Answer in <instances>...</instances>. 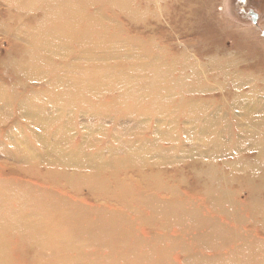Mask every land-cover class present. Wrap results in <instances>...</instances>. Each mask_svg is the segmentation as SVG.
<instances>
[{
    "label": "bare ground",
    "instance_id": "obj_1",
    "mask_svg": "<svg viewBox=\"0 0 264 264\" xmlns=\"http://www.w3.org/2000/svg\"><path fill=\"white\" fill-rule=\"evenodd\" d=\"M0 1L16 10L6 19L15 20L14 27L0 23V31H13L24 45L20 58L8 63L15 87L35 80L45 87L30 91L19 104L21 122L12 121L11 113L21 95L12 82L0 83V125L12 121L0 133V153L12 154L8 156L21 161L16 162L24 170L29 166L42 171L34 173L38 185L0 177V264H264V239L239 226L243 209L248 221L256 222L244 225L264 230V83L255 88L258 76L248 71L239 54L215 49L200 61L183 58L182 52L174 56L155 36L141 42L102 11L105 6L119 10L131 24L142 21L152 29L157 11L167 14L168 5L176 12L173 0H163V7L161 0H145L147 7L138 0ZM155 2L158 6L148 9ZM149 18L152 22H146ZM31 19L34 24H29ZM248 52L245 58H252ZM224 86L230 90L221 91L217 101L201 96ZM55 89L54 96L50 91ZM106 95L119 101L101 104ZM119 108L130 109L120 122L127 124L122 134H109L105 121ZM68 112L86 114L83 123L94 121L98 134L95 129L93 133L109 134L112 141L103 145L95 138L94 144L100 141L101 146L85 152L87 136L73 144L75 126ZM242 116L245 121L237 118ZM128 123L149 134L130 133ZM27 133L35 134L39 151ZM183 136L200 143L181 148ZM243 143L256 154L225 164L227 175L203 161L220 149L241 153ZM182 164L219 216L190 205L172 184L168 168H184ZM127 171L135 172L147 188L127 182ZM189 182V177L178 178L185 187H191ZM234 183L250 193L244 207L230 194ZM60 186L73 195L86 188L104 203H123L115 209L86 205L59 193ZM146 228L155 231L144 232ZM221 248L228 252L219 257Z\"/></svg>",
    "mask_w": 264,
    "mask_h": 264
},
{
    "label": "rangeland",
    "instance_id": "obj_2",
    "mask_svg": "<svg viewBox=\"0 0 264 264\" xmlns=\"http://www.w3.org/2000/svg\"><path fill=\"white\" fill-rule=\"evenodd\" d=\"M137 2L141 7H147L145 0L144 2H141V0H138ZM173 2L174 7L177 8L176 12L175 10L171 11V9L167 5L165 9L167 14H162V12L160 13V11H157V15L155 16V18H152L155 21L152 22L151 18L146 21L152 22V24H150L152 26V29L143 26L144 23L142 21H139L137 25L131 24V22L126 20V15H122L119 10L108 9V7L105 6V8H102V11L105 13L104 16L107 19L113 18L114 23L120 24L123 31L125 30L128 34L136 35V37H138V40H140L141 42L142 40H146L148 36H155L160 43H166L167 50L171 55H179L180 52H182L183 58L187 57L190 61L191 59H194L196 61L204 60L203 58H207L213 53L215 49L220 52L226 53L233 51L239 54L238 57H241L240 60L243 59L244 65H249L250 69H248V71H250L253 76L255 74L258 76L257 79H253L255 88L258 85H261V83H264V0H173ZM156 5V2L153 3V5L151 3L148 5V9L152 10L154 6L156 7ZM159 6L163 7V0L160 1ZM13 8L14 6L6 5V3L0 1V23H3L5 28H13V25L16 24L15 20H13L12 18H10L9 22L6 21L7 17L10 14L14 17L16 10H14ZM92 8L93 7H91L90 10ZM38 15H36V19H38ZM170 15L173 18H170ZM28 21H32L29 22V24H34L35 22L34 19ZM6 23H8L7 27ZM183 24H185V26ZM22 46H24L23 42L21 40H18V38L14 36L13 31H10V33L2 32V30L0 31V83L12 82L13 84L11 86L15 87L17 85V80L13 72L9 69L8 63L13 59L20 58ZM248 51H252V58H245V55L249 54ZM93 75L94 77H97L96 73H93ZM205 76L210 78L209 74H205L204 77ZM35 81H31L30 85H25V82L19 83V85H21L22 87L14 88L18 95L20 94L21 96L17 98V106H11V113L14 114L12 115V121L17 120L22 122V119H20V116L16 113L19 112V104L22 103L23 99H26L25 96L27 93H29L30 91H32L31 93H33L39 90L45 91L43 83L39 84V82ZM214 90L215 91L212 90L207 92L205 91V93L203 92V94L201 95L202 98H214L217 101L220 97L219 95L221 94V91L227 93L230 88L227 89L224 86L223 89L218 88ZM56 91L57 89H55L54 91L51 90L50 92L55 96L57 95ZM113 95L118 96V93L115 92ZM188 96L189 94L186 93H184L183 95V97ZM261 96L262 97H260V99H264V95ZM118 101L119 100H117L115 97L106 95L104 99L100 101V103L108 104ZM66 105L69 104L62 103V106ZM36 109H39V106H37ZM70 109L72 108L70 107ZM129 110L130 109L128 108L126 111H124L122 108L117 109V111L115 109H112V113L110 112L108 115L109 120L105 121V126L107 128L106 130L109 132V134L111 131H113L111 134H122L120 131L124 126H126L127 123L121 124L120 122H122V119L125 118L126 115H128L127 113L129 112ZM74 112L79 113L80 111L77 110ZM75 113H67L68 117L74 121L73 125L75 126L73 131L76 135L74 136L73 134L74 137L71 138L73 144L82 142V139L86 135L87 138L85 139H87V141L89 142V147L85 149V152L94 153L96 149L93 146L100 147L102 144L100 141L94 144L95 138H99L100 140H102L103 145H105L108 141H112V137H110L109 134L103 133L99 136L96 135L98 134V129H96L97 126L94 121L89 120L86 122L85 120V122L83 123L84 117L87 116L86 114H78V116H76ZM237 118H239V121L241 120V118L242 121H245L243 119V116ZM10 121L7 120L2 125H0V133L1 131L4 132L5 129L8 128L10 124H12V121ZM197 124L200 125V123ZM127 126L130 129V133H139L143 135L149 134L145 131H142L141 129L143 127L141 126L139 128L138 124L137 126H134L132 125V123H128ZM240 127H242L243 129H249L244 124ZM240 127H237V129H241ZM93 129L97 130L96 134L93 133ZM27 134V138L33 144L34 149L38 150V145L40 146V144L35 138V134ZM225 135L226 132L224 131V137ZM184 137L185 136L181 137V143H184L181 148L187 147L192 142L200 143L199 140L196 141L189 136H186L185 138ZM201 137L203 136L201 134H198L197 138ZM162 143H165L164 146L169 145L166 142ZM243 147L244 150H242L241 153H232L231 151L220 149V151L214 154L213 157L206 158L203 161H207L210 162V164H213L220 175H227L225 173H228L229 168L225 167V164L227 166L230 162H241L244 161V159L241 158L252 157L254 156V154H256L255 150L251 151L252 149L249 148V145L247 143H243ZM185 150H187V148H185ZM8 155L12 154L0 153V177L7 178L12 176L14 177L13 179H21L23 180L22 182H28L31 185H34L36 183L38 185V175H35L34 173H40L42 171L36 169L37 167L30 168L29 166H26L24 170L22 167L23 164L18 163L21 161H18L17 159L15 160ZM38 163L41 166L43 165V163ZM182 166L184 168H180L178 166L168 168V172L172 174V177L174 178L172 184L180 189V192L183 194L182 198L186 202H189L190 205L193 204L196 207V204L201 205L200 208L202 209L204 214L206 213L205 215H208L210 217L219 216L216 212L218 210L214 206L208 205V203L206 202L204 197L205 191L202 190L204 188L200 185L194 187L195 183L193 177L191 176L192 174H190L189 169L186 168L185 165L182 164ZM26 170L34 171H32V173H29ZM118 170H122L123 172L125 171L123 168H120ZM183 176L189 177V183L191 184V187H185V185L178 183V178H181ZM123 177L124 179H127V182H134L135 184H131L136 185L137 188H147L146 182H140L139 180H137L135 172L127 171L126 173H124ZM169 182L171 183L170 180ZM237 184H232V186H230L228 189L230 190V194L234 195L236 203L240 204L241 207H244L250 197V193L246 188H244L243 186L240 187ZM46 186L50 185L47 184ZM60 188L61 189H57L59 193H63L66 196L72 197L73 200L81 201L86 205H103L106 209H115L119 206H122V204L120 203H123H114L111 201H107L106 203H104L103 200L96 199V197L93 196V193L87 192L86 188L79 191V193L76 192L75 195H73V193H70L71 191L67 188H63L61 186ZM186 199H188V201ZM240 217L241 218L239 220L242 222H240L239 224L240 228H243L245 231L252 232L255 237L264 239L263 227H260V225L253 227L252 225H249L253 224L254 221H248V213L246 211H243V209L242 211H240ZM244 217L246 219H244ZM198 218V220L200 221L205 220L204 218ZM253 219L257 220L258 218L254 217ZM245 222L249 224L244 225ZM253 225H256V222ZM143 231H147V233L153 231L154 233L155 229L146 228L143 229ZM192 246L195 248V250L199 248V245L193 244ZM176 250L179 249H175V256L177 260H182V254L178 255L177 253L179 251ZM227 252V248H221L218 249L216 253L219 254L218 256L220 257V253ZM175 256H173V259L175 258ZM17 263L23 264L24 262Z\"/></svg>",
    "mask_w": 264,
    "mask_h": 264
}]
</instances>
